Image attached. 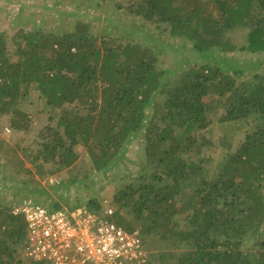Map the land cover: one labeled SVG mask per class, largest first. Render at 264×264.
I'll use <instances>...</instances> for the list:
<instances>
[{
	"label": "trees",
	"instance_id": "trees-1",
	"mask_svg": "<svg viewBox=\"0 0 264 264\" xmlns=\"http://www.w3.org/2000/svg\"><path fill=\"white\" fill-rule=\"evenodd\" d=\"M118 9L126 20L141 22L135 29L118 24L125 33L120 41L96 32L76 10L71 29L0 33V116H8L14 130H29L26 105L37 93L47 121L31 150L22 151L42 178L73 166L78 145L86 148L92 171L106 174L142 138L140 170L125 175L112 202L119 224L129 230L141 224L147 249L151 236L178 249L149 251L150 264H264V250H245L264 230V73L231 56L264 52V0H134ZM147 24L183 41L175 50L186 55L179 61L184 68L159 65L163 51ZM237 29H248L243 45L230 36ZM262 61L254 62L257 70ZM210 95L222 98L218 123L254 124L212 171L197 156L212 145ZM80 176L63 186L91 179ZM20 181L21 190L54 198L36 177ZM185 190L186 202L179 201ZM81 205L103 209L95 197L68 206ZM47 208L64 207L55 197ZM26 236L24 215L0 200V264H42L21 258ZM254 246L264 248V237Z\"/></svg>",
	"mask_w": 264,
	"mask_h": 264
},
{
	"label": "rangeland",
	"instance_id": "rangeland-1",
	"mask_svg": "<svg viewBox=\"0 0 264 264\" xmlns=\"http://www.w3.org/2000/svg\"><path fill=\"white\" fill-rule=\"evenodd\" d=\"M130 1L133 2L134 0H0V33L5 32L12 36L16 31L21 29L31 30L43 28L46 30L53 29L54 27H57V31L71 29L74 20L78 16L72 15L70 12L76 10L81 13L82 19L92 22L96 32L102 34L110 33L113 39L120 41L125 33L120 29L118 24L120 25L121 23L122 25L124 23L126 27L130 25L132 29H135L141 23L139 18L135 19L136 22H133V20H126L127 16L124 13L120 12L121 15L119 14L120 9H118V5H122L123 7ZM145 30L153 34V39L158 42L156 47L159 51H163L160 55V66L170 67L171 69L184 68L183 66L185 64L181 65L179 61L184 59L183 57L186 55L181 54L182 52L177 53L175 50V48H180L179 44L183 43L182 40L171 37L167 33L161 34L159 31L153 30L148 24ZM247 31L248 29H237L230 36L237 43L243 45L246 42ZM134 37L140 39V34L136 33ZM166 44L173 46L163 48V45ZM9 47L12 53V60H16L18 56L15 52V46L10 40ZM185 53L187 54L186 51ZM231 56H233V59L241 62H252L253 72L264 73V63L258 70L254 63L260 59L264 62V52L261 54H253L239 51ZM251 79V76L246 77V80ZM37 97V93H33L31 100L26 105L27 110L32 115L29 130H14L10 126L8 116H0V145L2 146L0 148L1 202L16 210L31 201L39 202V204L41 203L48 207L50 203L54 202V198L56 197L57 201L63 204V207L70 208L68 205H76L80 202L86 204L91 197H95L97 202L99 201L103 204L104 209L108 206H113V196L116 190L123 185L122 182L126 178L125 175L129 173L135 174L140 170L145 156L144 140L142 138L135 139L131 146H129L125 157L120 159L106 174L98 175L94 170L92 171L93 164L86 148L78 145L76 146V150L79 154V159L73 166L44 178L39 177L36 168L30 163L22 151V148H25L26 151L31 150V143L34 136L47 121L48 112L41 109L43 104L37 101ZM206 100L212 107L211 118L213 123L207 132L208 137L212 140V145L203 147L197 156L204 160L202 165L209 171H212L227 152L234 150L240 144L246 132L253 129L254 124L251 123L252 121L249 123H218L220 120H217V118L219 119L220 115H222L219 112L222 98L217 95H210L206 97ZM214 109L217 112H214ZM151 112L152 110L149 113ZM27 169H30L31 173L26 172ZM86 173L91 174V179L88 181L82 182V180L76 179L69 186H63L62 183L70 180L74 175L81 174L79 179H84L82 176ZM32 176L36 177L40 185L46 187L54 198H48L46 194L41 195L26 191L25 189L21 190L23 186L20 179L28 180V177ZM34 185H37V183L29 184V186ZM188 195V191L185 190L179 198V201L186 202ZM113 208L117 210L115 205ZM134 226L140 227L141 224L134 222ZM263 237L264 230L255 239L260 238L263 240ZM255 239L252 238L247 242L245 245L246 252L254 251L253 253H258V250H264L263 247L254 246ZM146 245L153 255H159L161 251L175 253L178 251V249L174 248L173 242L164 240L159 236L148 237L146 239ZM21 258L26 260L23 251ZM147 264H150V260Z\"/></svg>",
	"mask_w": 264,
	"mask_h": 264
},
{
	"label": "built area",
	"instance_id": "built-area-1",
	"mask_svg": "<svg viewBox=\"0 0 264 264\" xmlns=\"http://www.w3.org/2000/svg\"><path fill=\"white\" fill-rule=\"evenodd\" d=\"M116 211L86 205L54 210L35 203L17 208L27 226L24 258L42 264H147L141 228L119 224Z\"/></svg>",
	"mask_w": 264,
	"mask_h": 264
}]
</instances>
